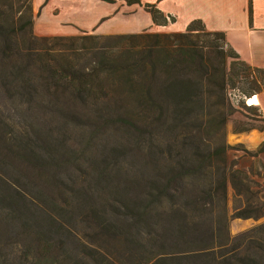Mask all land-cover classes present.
Masks as SVG:
<instances>
[{
	"label": "trees",
	"instance_id": "1",
	"mask_svg": "<svg viewBox=\"0 0 264 264\" xmlns=\"http://www.w3.org/2000/svg\"><path fill=\"white\" fill-rule=\"evenodd\" d=\"M144 9L156 26L174 22ZM32 14L31 0H0V246L20 239L13 263L105 264L94 239L138 262L155 251V264H264V223L228 236L229 187L232 217L258 219L264 203L225 143L230 92L248 104L264 93V70L199 22L181 33L36 37ZM11 162L46 174L65 204Z\"/></svg>",
	"mask_w": 264,
	"mask_h": 264
},
{
	"label": "rangeland",
	"instance_id": "2",
	"mask_svg": "<svg viewBox=\"0 0 264 264\" xmlns=\"http://www.w3.org/2000/svg\"><path fill=\"white\" fill-rule=\"evenodd\" d=\"M36 5L32 6V20H33V34L36 37H76L83 35H96V36H111V35H123L125 31H137L135 33L127 34H139V33H158L154 29H148L144 27V22L140 20L135 7H127L123 0H113V3H105L100 0H95L91 8L100 10L101 3L106 4V11L102 18L99 19H84L77 20L73 16V8L71 0L60 3V0H37ZM62 1V0H61ZM70 1V2H69ZM197 27V25H195ZM161 32L160 34H162ZM180 33V32H179ZM264 93H259L253 96L254 99L249 100L248 104H256V106L248 107L247 100L243 102V106H240L239 97L236 92H230V101L235 109L234 114L230 117L225 127V143L229 147L227 160L228 163L234 165V168L247 174L250 180V186L252 193L258 196L261 202L264 203V104L260 102V96ZM255 97L258 99L256 102ZM239 101V102H238ZM245 107V108H244ZM14 166L21 170L20 173L24 174L27 178L35 181L43 194L47 197L53 198V200L59 204H65L60 195V191L57 192L53 186L48 184L46 174L42 173V176H32L29 172L30 169L23 163H13ZM82 166V165H81ZM86 168V167H85ZM78 172L73 173L71 181L80 186L82 178L78 175ZM44 176V177H43ZM65 177V176H62ZM63 179V182L67 185V179ZM65 186V185H64ZM64 187H59V189ZM66 189V188H65ZM227 199V216L228 222V236L230 242L237 236L245 234L253 228L264 223V216L253 219H241L232 217L233 215V191L228 188ZM82 231L87 229L80 226ZM82 234V232H80ZM12 236V235H11ZM13 237V236H12ZM8 235L1 237V241H9L5 246H0V261L4 264H14L13 257L18 255L17 246L14 245L15 240ZM86 245L89 241L84 240ZM229 242V243H230ZM91 246L101 252L106 258L105 264H155L158 257H154L155 251L147 254L148 259L134 260L128 254L121 251V246L115 245L112 242H98L93 239ZM116 250V251H115ZM180 256L181 262H188V258L191 256ZM162 260V259H161ZM161 264L166 262L161 261Z\"/></svg>",
	"mask_w": 264,
	"mask_h": 264
},
{
	"label": "crops",
	"instance_id": "3",
	"mask_svg": "<svg viewBox=\"0 0 264 264\" xmlns=\"http://www.w3.org/2000/svg\"><path fill=\"white\" fill-rule=\"evenodd\" d=\"M135 7L144 27L158 33H181L192 22H199L208 32L224 34L227 45L239 56L240 60L252 68L264 70V0H138ZM68 0H60L66 4ZM70 2V1H69ZM74 5L73 17L77 20L99 19L106 11L101 3L97 11L91 6L95 0H71ZM37 0H33L36 5ZM144 5H155L166 17L174 22L166 26H156ZM129 7V6H127ZM125 31L123 34L135 33ZM264 104V94L260 97ZM256 102L258 99L256 98ZM259 103V102H258Z\"/></svg>",
	"mask_w": 264,
	"mask_h": 264
},
{
	"label": "built area",
	"instance_id": "4",
	"mask_svg": "<svg viewBox=\"0 0 264 264\" xmlns=\"http://www.w3.org/2000/svg\"><path fill=\"white\" fill-rule=\"evenodd\" d=\"M253 98V97H252Z\"/></svg>",
	"mask_w": 264,
	"mask_h": 264
}]
</instances>
